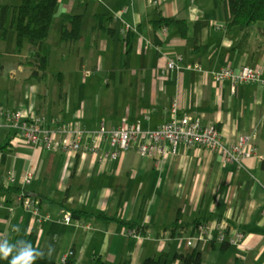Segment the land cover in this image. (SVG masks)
Here are the masks:
<instances>
[{
  "label": "crops",
  "instance_id": "obj_1",
  "mask_svg": "<svg viewBox=\"0 0 264 264\" xmlns=\"http://www.w3.org/2000/svg\"><path fill=\"white\" fill-rule=\"evenodd\" d=\"M19 4L4 7L12 14ZM71 15L81 16L80 36L63 41L62 20ZM160 16L184 21L186 28L153 25ZM9 24L7 16L6 33L0 32L1 106L31 108L51 122L78 123L91 132L101 120L110 128L122 119L153 130L169 120L175 103L179 115L214 126L226 144L255 130L254 144L264 155V86L232 88L228 80L213 81L223 67L237 72L249 66L264 77V25L229 26L225 0H57L43 71L27 63L32 53L25 39L16 49ZM57 24L58 38L52 41ZM176 55L200 70L161 73ZM58 57L68 71L59 72L56 84L49 66ZM86 66L94 71L88 77ZM93 75L100 81L88 80ZM0 147V247L32 235L35 251L56 264L68 251L76 264H93L96 257L102 264H141L146 258L178 264L176 255L193 250L204 264H264V161L251 158L238 165L184 145L175 155L142 157L130 149L103 161L89 152L30 147L7 132L0 135ZM108 148L103 141L99 152ZM10 174L15 180L7 184ZM27 174L31 179L24 185ZM10 188L35 199L38 216L19 206ZM72 210L133 223L141 228L139 238L128 236L117 221L71 216L64 224L62 213ZM193 222L236 229L243 234L241 245L202 240L190 247Z\"/></svg>",
  "mask_w": 264,
  "mask_h": 264
},
{
  "label": "built area",
  "instance_id": "obj_2",
  "mask_svg": "<svg viewBox=\"0 0 264 264\" xmlns=\"http://www.w3.org/2000/svg\"><path fill=\"white\" fill-rule=\"evenodd\" d=\"M102 1V0H98ZM126 33V30H122ZM194 69L199 71V65L182 62L179 55L168 58L161 73L179 69ZM93 70H84L83 75H92ZM228 80L232 88L237 84H260L264 86V77L259 70L242 66L237 72L232 67H223L213 74L214 82ZM170 118L153 130H144L140 121L127 123L121 120L120 126L105 127L101 120L97 130L86 131L78 123L56 124L43 116L36 115L31 108L11 110L0 105V135L3 132L13 133L30 147H40L52 153L57 151L74 153L98 154L103 161H112L122 152L135 149L142 157H156L164 154L175 155L180 145L197 146L205 148L212 153L219 154L224 162L241 165L244 160L255 158L264 161V155L257 152L254 140L257 137L255 130L248 134H240L233 143H224L221 134L214 126H205L198 118L188 115H179L176 104L170 107ZM148 119V114L143 115ZM105 141L109 147L105 152H99L101 143ZM1 175V174H0ZM6 178L7 184L14 183V175ZM31 174L24 177L23 184L30 182ZM16 202L23 209L38 216V202L26 197L23 191L16 195ZM61 221L70 224L72 221L69 212H63ZM127 235L139 238L134 229L127 230ZM243 234L236 229L225 225L210 227L200 224L194 230L192 236L187 238L186 244L190 247L202 240H211L218 243H228L232 246H240ZM73 252L64 254L60 263L63 264L67 258L72 257Z\"/></svg>",
  "mask_w": 264,
  "mask_h": 264
},
{
  "label": "trees",
  "instance_id": "obj_3",
  "mask_svg": "<svg viewBox=\"0 0 264 264\" xmlns=\"http://www.w3.org/2000/svg\"><path fill=\"white\" fill-rule=\"evenodd\" d=\"M228 12V25L238 26L240 30L257 23L264 25V0H225ZM57 0H21L20 4L13 8L9 26L15 32L16 49H19L21 42L26 39L29 44V50L32 53L31 60L27 63L40 71H43L48 65L50 54V45L47 41L48 34L52 26L53 11ZM4 6H0V32L6 33L5 22L7 15ZM81 16H66L62 20L60 39L63 41L76 40L80 36ZM155 26L175 25L179 30L184 31L186 23L173 18L159 17L153 21ZM2 149V147H0ZM12 194L17 195L19 189L10 188ZM19 190V191H18ZM71 216L94 217L98 220L117 221L124 225L126 230L134 229L136 233L141 230L133 223H126L115 217H107L102 214H92L84 211L72 210ZM200 222H193L195 230ZM174 223L172 228L176 227ZM186 227V226H183ZM10 252L6 258L0 257V264H10L13 256L24 253L26 250L34 249L31 264H56L54 261L37 256L35 251V238L30 235L24 241L18 242L9 247ZM178 264H204L199 251L193 250L184 255H176ZM63 264H76L71 257L67 258ZM93 264H102L99 257L94 259ZM126 264V263H124ZM141 264H162L158 258H146Z\"/></svg>",
  "mask_w": 264,
  "mask_h": 264
},
{
  "label": "rangeland",
  "instance_id": "obj_4",
  "mask_svg": "<svg viewBox=\"0 0 264 264\" xmlns=\"http://www.w3.org/2000/svg\"><path fill=\"white\" fill-rule=\"evenodd\" d=\"M20 2H21V0H0V6L2 7L4 5H11V4L12 5H16V4L20 3ZM5 11H6V14L8 16V19L10 20V18H11V9L7 10L5 8ZM7 11H8V13H7ZM57 27H58V32H59V26L57 24V25H55V27H54V29L52 31V35H53L52 36V41H54V39L58 38V32H57V36L54 38V36L56 35ZM25 42H26V39H25ZM26 44H27V42H26ZM26 44H23L22 50H21L23 52V54H25V55L27 53ZM52 58H53V56H51V61H52ZM60 61L61 60H60L59 57L58 58H55V60L53 61V63H50V66H49V74H50V77H51V81L54 82V83H56V84L58 82L57 81V76H58L59 72L68 71V65L67 64H63V63L61 64ZM85 68L87 70H91L88 66L84 67V69ZM81 75H82V73H81ZM88 80L100 81V77L97 76V75H93L91 78H88ZM50 121H52V120H50Z\"/></svg>",
  "mask_w": 264,
  "mask_h": 264
},
{
  "label": "clouds",
  "instance_id": "obj_5",
  "mask_svg": "<svg viewBox=\"0 0 264 264\" xmlns=\"http://www.w3.org/2000/svg\"><path fill=\"white\" fill-rule=\"evenodd\" d=\"M32 251L34 249L26 250L22 256L14 258L10 264H31V260L34 259L32 256ZM51 247L49 248V254H51ZM10 249L9 248H4L0 247V257L6 258L9 255ZM37 256H42L41 253L37 252Z\"/></svg>",
  "mask_w": 264,
  "mask_h": 264
},
{
  "label": "bare ground",
  "instance_id": "obj_6",
  "mask_svg": "<svg viewBox=\"0 0 264 264\" xmlns=\"http://www.w3.org/2000/svg\"><path fill=\"white\" fill-rule=\"evenodd\" d=\"M200 224H202V223H200ZM200 224H199V225H200ZM199 225H198V226H199Z\"/></svg>",
  "mask_w": 264,
  "mask_h": 264
}]
</instances>
